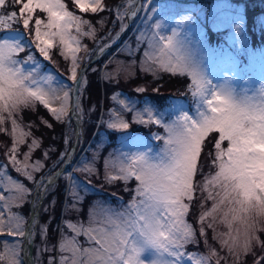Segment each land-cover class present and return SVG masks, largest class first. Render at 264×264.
I'll use <instances>...</instances> for the list:
<instances>
[{
  "label": "snow or ice",
  "instance_id": "6c2138e0",
  "mask_svg": "<svg viewBox=\"0 0 264 264\" xmlns=\"http://www.w3.org/2000/svg\"><path fill=\"white\" fill-rule=\"evenodd\" d=\"M11 4L21 5L18 13L0 12V32L3 33L0 34V132L5 131L4 125L9 121V135L13 142L6 154L15 171L34 182V199L31 203L35 210L62 172L35 179L34 173L44 168L40 160L29 162L32 152L40 146L37 139H32L28 144V151L23 153L22 160L17 158L20 145L26 143L31 133L25 131L15 117L23 109L34 110L39 103L59 122L69 118L71 107L79 122L80 99L75 94L83 88L84 77L81 73L78 79L80 64L77 53L82 50L80 37L95 39L96 30L88 20L68 11L63 0H11ZM75 4L82 12L97 13L104 10L103 0H87V3L85 0H75ZM5 5L6 0H0V8ZM37 10L45 14V19L37 17L30 27ZM127 14V10L124 13L118 12V19ZM131 15L135 16L136 12H131ZM21 21L25 31H12V22ZM99 23L103 24V21ZM119 35L116 34L113 42ZM161 40L153 36L150 42L152 52L144 53L156 66L152 69L154 74L156 70L173 74L179 72L181 75L187 72L192 77V94L205 97L207 112H201L198 120L182 114L177 120L164 122L149 106L134 111V102L118 99L119 93L111 97L123 111H134V123L160 125L166 135H153L155 139L163 141V147L155 154L150 149L131 155L124 154L118 165L119 174H106L105 180L108 183L116 180L127 183L134 177L138 182L134 189L135 195L122 211L107 210L99 227L91 226L97 223L96 202L90 206L89 226L64 222L73 235H61L58 242L59 264H184L185 260L191 264H213V261L214 264H222V261L228 264L229 259L232 264H243L245 255H255L256 246L264 251V241L257 235L258 232H264V91L240 99L227 92L205 96V83L200 75L189 69L182 56L173 55L174 38L169 36L167 44H162ZM33 45L44 60H50V50L58 45L64 59L71 61L67 80L72 83L59 81L58 86L54 85L53 81L57 78L52 74L41 75L42 64L31 52L24 60L17 59L20 53L31 49ZM109 47L111 44L100 46L98 54L103 55ZM83 51L88 53L86 46ZM25 64L34 67L26 69ZM137 91L142 93L144 88L140 87ZM70 100H74V105L70 106ZM111 117L102 121L108 129L118 132L129 129V122L116 110H112ZM43 123L51 127L47 121ZM212 132L219 134L214 142V156L209 153L215 172L194 185L202 145ZM224 142H227L226 146H223ZM64 143L65 151L53 163V169L58 165L67 166L74 154V149L69 151L67 148V135ZM48 154L46 150L45 159ZM73 172L91 176L96 169L84 163L82 167H75ZM64 179L68 182L66 196L72 199L71 209L79 213L77 205L84 199L79 189L83 188L85 192L90 189L76 180L72 172L64 175ZM0 188L8 193L7 196L0 194V202H3L0 208L8 210L6 219L0 213V232L7 231L10 236L28 239L34 232L25 229L24 217L12 213L11 208L26 202L30 195L29 189L23 183L6 176L2 170ZM197 188L206 193L204 199L213 202L210 209L199 215V235L204 238L207 254L184 251L186 245L199 243L192 224L185 219L189 214V203L185 201H193V193ZM44 211H48V208L45 207ZM205 221L208 222L205 224ZM217 224L222 225L226 231L218 232ZM32 227L34 229L35 220ZM206 228L213 230L212 239L226 249V256H220L208 243ZM45 233L46 226L41 228L42 236ZM80 235L87 238L89 247L79 244L77 238ZM19 247V242L11 246L4 242L0 261L3 264H20ZM146 253L151 257L148 260L141 258ZM48 264H53L51 258ZM255 264H264V256L256 260Z\"/></svg>",
  "mask_w": 264,
  "mask_h": 264
},
{
  "label": "rangeland",
  "instance_id": "374dc122",
  "mask_svg": "<svg viewBox=\"0 0 264 264\" xmlns=\"http://www.w3.org/2000/svg\"><path fill=\"white\" fill-rule=\"evenodd\" d=\"M9 1L6 0V5L0 8V12L7 14L11 11H17L18 13L21 5L12 6ZM177 1L131 0V3H129V0H110L107 4L103 0L104 10L95 13L94 15L98 16L94 19L84 13L75 11L76 9L71 7L75 0H63L68 11L84 20H88L96 30L95 39L80 37L82 50L77 53L80 64L77 70L78 75L82 67L90 64L85 74H83L84 86L78 93L80 99L79 122L77 116L72 115L71 107L69 118L64 122H59L39 103H37L34 110L31 108L23 109L15 117L22 124L24 130L31 133V136L26 138V143L20 145L17 158L22 160L23 153L28 151V144L31 143L32 139H37L40 146L32 152L29 162L34 163L36 160H40L44 163V168L41 172L34 173L35 179L39 180L40 177L51 175L57 171L62 172V175L56 178L55 185L40 203L39 210H34L31 203L34 199V182L27 180L22 174L16 172L6 154L13 142L12 137L9 135L11 123L6 121L5 131L0 132V170L5 171L6 176L23 183L30 192L26 202L19 207L13 206L11 212L24 217L26 230L32 213L34 212L36 215L34 217L35 227L34 229L32 226L30 227V232H34V234L28 239L14 235L10 236L7 231L0 232V252L4 251V242H7L9 246L19 242L18 256L20 264H48L50 258L53 260V264H59L58 242L61 235L62 233L68 237L73 235L64 222L71 221L82 223L86 227L89 226L90 206L96 202L97 223L91 226L99 227L107 210L122 211L135 195L134 189L138 182L134 177L127 183L123 180L108 183L105 180L106 174H119L118 165L124 154L131 155L149 149L152 154H155L163 147V141L155 139L153 134L164 136L166 135L164 129L155 124L134 123V111L149 106L154 114L161 117L164 122L177 120L182 114H187L192 119L198 120L201 112H207L204 103L205 97L192 94V77L187 72L181 75L179 72L173 74L156 70L154 74L152 69L156 66L144 55L146 51L152 52L150 42H152L153 36L157 40L163 38L161 40L162 44L168 43L167 38L169 36L174 38L175 51L173 55L182 56L189 69L195 70L200 75L205 83V96L212 93L227 92L234 98L240 99L245 96H256L264 91V2L261 3L263 13L256 15L252 24L247 22L245 4L235 0H197L196 4H193V2L179 4ZM85 2L87 3V0ZM126 10L128 14L123 15L122 19H118V12L124 13ZM133 11L136 12L135 16L131 15ZM37 17L45 19V14L37 10L30 22V27L34 25ZM99 21H103V24ZM122 25L124 30L122 39L118 43H116L118 39L113 42L116 34L123 31L121 30ZM157 25L158 27H156ZM11 30L23 33L25 30L22 21L20 23L12 22ZM85 30H87V27H85ZM0 34L3 33L0 32ZM73 34H75L74 28ZM106 44L114 45L108 50L106 49V52L99 59H96L99 56V47ZM84 46L87 47L88 53L83 51ZM30 52L42 64L41 75L52 74L57 78L53 81L54 85L58 86L59 81L72 83L67 80L70 75L71 61L70 59H64L60 54L58 45L50 50V60H44L34 45L31 49H26L20 53L17 59L24 60ZM93 60L95 61L90 63ZM99 63H101V74L104 71L103 77L108 91L107 98L102 105L105 110L102 112L100 119L102 121L111 119L112 110H116L130 124L129 129L126 131L118 132L108 129L106 123L95 121L94 109L85 97V91L89 83L87 72L91 67L98 68ZM24 67L28 69L34 67V65L25 64ZM139 73L144 77L145 75L150 76L151 80L150 82L141 80V84L134 88L136 93H132L126 88L129 85L128 81L137 77ZM166 76L182 77L180 80L184 81L174 85L177 90H173V93H170L171 96L163 90L167 87L161 86L160 80ZM125 82H128L127 86ZM140 87L144 88V92L137 91ZM183 88H186L187 91L184 92ZM116 93L120 94L118 99L134 102L133 112L123 111L117 101L111 99ZM70 106H72V100H70ZM25 112L41 113H37V119L27 120ZM42 112H47L50 118L44 116ZM145 119H147L146 116ZM43 121H47V124H50L51 127L46 126L38 134L35 129L41 128V123L45 124ZM95 122L97 123L96 131L92 137L90 135H92ZM52 123L57 124L56 131ZM77 123L80 124L79 132L76 128ZM60 124L63 127H60ZM100 126L103 127L100 128ZM212 134H214V137H212L204 159L202 162L200 158L198 160L199 170L194 177V185L203 181L206 175L215 172L212 156L209 153L214 156V142L219 138V134L212 132L207 137ZM65 135L69 137L67 148L69 151L74 149V154L67 166L58 165L53 169V163L59 160L60 153L65 151ZM61 138H63L64 146L60 150ZM77 141L78 144L75 148ZM226 143L224 142L223 146H226ZM46 150L49 153L47 159L44 158ZM84 163L93 166L96 172L91 176L81 172H73L75 167H82ZM68 172H72L76 180L90 189L88 192H85L83 188L79 189L80 195L84 197L83 201L77 205L80 208L79 213L71 209L72 199L66 196L68 182L64 179V175ZM89 180L91 183H88ZM125 188L128 190L125 191ZM106 190L112 192L111 196L105 192ZM62 192H64L62 195L63 203L60 205L59 197ZM120 192H124L127 198H124V200L113 199L120 195ZM0 194L8 195L2 188H0ZM205 196L206 193L197 188L193 193V201H185L189 203V214L185 218L186 222L192 224L193 229L196 231V238L199 240L198 244L186 245L184 249L186 253L207 254V250L203 248L202 251L200 248L202 243L204 246L205 244L204 238L199 235L201 223L199 215L202 211L210 209L213 202L204 199ZM53 200L55 201L54 204L52 203ZM2 203L0 202V204ZM202 205L203 207H201ZM45 207L48 208V211H44ZM0 213H3L5 219L7 218L8 210L6 208H0ZM207 222L205 221V224ZM44 226H46V233L42 236L41 228ZM54 227H56V230H54ZM216 228L218 232L226 231L219 224ZM52 230L60 233L57 243L52 239ZM205 230L208 243L216 249L220 256H226V249L221 248L220 243L212 239L213 230L209 228ZM263 234L264 232L257 233L261 241H264ZM77 239L82 247H89L87 238L84 235H80ZM254 252L255 255L248 254L243 257V264H253V262L264 256V251L259 246L254 248ZM143 256L146 257V260L151 258L147 253ZM0 264H3V262L0 261ZM184 264H191V262L185 260ZM228 264H232L231 259H229Z\"/></svg>",
  "mask_w": 264,
  "mask_h": 264
},
{
  "label": "trees",
  "instance_id": "16d2710c",
  "mask_svg": "<svg viewBox=\"0 0 264 264\" xmlns=\"http://www.w3.org/2000/svg\"><path fill=\"white\" fill-rule=\"evenodd\" d=\"M11 1V0H10ZM9 1L10 5L11 2ZM171 2L174 1V0H170ZM199 1V0H198ZM201 1H204V0H201ZM236 2H239V3H244L245 6H246V17H248L247 19V22L248 23H252L254 22L253 18L256 17V15H259V14H262L263 13V8L261 6V3L264 2V0H235ZM110 0H105V3H109ZM179 4H190L193 2V4H196L197 0H178L177 1ZM12 6H15V5H12ZM71 7H73L74 9H76L75 11L79 12V13H84L85 15L87 16H91V18H96L98 15H94L95 13H91L90 11L89 12H82L80 10L79 7L76 6L75 3H72L71 4ZM114 50V49H113ZM100 65H98V68H94V67H91L88 72H87V75H88V78H89V83H88V86H87V89L85 91V97L87 99V101H89V104L92 105L94 111H93V114L95 112V121H100V123H102V119L101 118V115H102V112H104L105 110V107H103V101L105 102L106 98H107V89L105 87V80H104V71L102 72L101 74V63H99ZM93 69H95V71H93ZM182 77H170V76H166L165 78H162L161 83H162V87H167L165 89H163L164 91H166L169 95L170 93H173V90H177V88L174 86V85H178L179 82H184L182 80ZM141 80H147V82H150L151 80V77L150 76H147L145 75H141L140 73L137 74V77L135 78H132L129 82V85L127 86V83L128 82H125L126 84V88L128 91L132 92V93H136L134 88L138 87L140 84H141ZM149 85V84H148ZM182 88V87H180ZM184 89V92H186V88H183ZM172 95V94H171ZM170 95V96H171ZM150 98V97H148ZM108 102V100H107ZM37 113H41V112H25V116H26V119L27 120H31L33 118L37 119L38 117V114ZM42 114L44 116H46L47 118H50L48 115H47V112H42ZM54 128H55V131L57 130L56 129V126L57 124L56 123H52ZM94 129H93V132L91 133L93 137V133L96 131V126H97V123L95 122L94 123ZM60 127H63V125H59ZM46 127L45 124H42L41 123V128H38V129H35V132L40 134L41 133V130L44 129ZM103 127V126H100V128ZM212 137H214V134H212L210 137H207L204 141V144H203V149H202V152H201V156H200V161L202 162V160L204 159L205 157V154L207 152V149L209 148L210 146V143H211V140H212ZM63 138H61V142L59 144V148L60 150L63 148L64 146V143H63ZM206 149V150H205ZM110 189V188H109ZM111 190V189H110ZM110 190H106L105 192H107V194H110L111 196V191ZM64 194V192L61 193L60 197H59V201H60V205H62L63 203V197L62 195ZM117 195V194H115ZM124 198H127L126 194L124 192H120V195H117L116 198H113V199H123ZM62 209V208H60ZM61 211V210H60ZM55 215H56V211H55ZM54 230H56V227H54ZM52 230V239L53 241H55L57 243L58 241V238H59V231L56 233V231ZM263 240H264V234H263ZM200 248L202 249L203 251V248L204 250H207L206 247L203 245L200 246ZM251 259V258H250ZM250 261V260H248ZM254 261V260H252ZM255 262H253L254 264Z\"/></svg>",
  "mask_w": 264,
  "mask_h": 264
},
{
  "label": "water",
  "instance_id": "95a60500",
  "mask_svg": "<svg viewBox=\"0 0 264 264\" xmlns=\"http://www.w3.org/2000/svg\"><path fill=\"white\" fill-rule=\"evenodd\" d=\"M123 34H124V30L120 32L119 38H118V40H117L116 43H118V42L122 39ZM112 45H114V44H112ZM112 45H111V46H112ZM109 48H111V47H109ZM109 48H107V50H108ZM105 52H106V51H105ZM101 56H102V55L99 54V56H97L96 59H97V58L99 59ZM96 59H95V60H96ZM95 60H93V61L90 62V63H93ZM89 66H90V64H87V66H84V67H82V68L80 69V72H79V75H78V79L80 78V74H81V73L85 74V72H86V70L89 68ZM75 95L78 96V93L75 94ZM72 105H74V100H72ZM71 113H72V115L74 116V113H73L72 108H71ZM79 125H80V124L77 123L76 128H77V131H78V132L80 131V126H79ZM77 144H78V141H77V143L75 144V148L77 147ZM41 203H42V202H41ZM39 207H40V206H39ZM38 210H39V209H38ZM35 215H36V213L33 212V213H32V216H31V219H30L29 222H28V228H27V231H29V232H30V227L32 226V221L34 220ZM30 259H31V257H30Z\"/></svg>",
  "mask_w": 264,
  "mask_h": 264
},
{
  "label": "flooded vegetation",
  "instance_id": "af4514ba",
  "mask_svg": "<svg viewBox=\"0 0 264 264\" xmlns=\"http://www.w3.org/2000/svg\"><path fill=\"white\" fill-rule=\"evenodd\" d=\"M144 259L146 260V257H144Z\"/></svg>",
  "mask_w": 264,
  "mask_h": 264
},
{
  "label": "bare ground",
  "instance_id": "6f19581e",
  "mask_svg": "<svg viewBox=\"0 0 264 264\" xmlns=\"http://www.w3.org/2000/svg\"><path fill=\"white\" fill-rule=\"evenodd\" d=\"M143 259H144V256H143ZM145 260V259H144Z\"/></svg>",
  "mask_w": 264,
  "mask_h": 264
}]
</instances>
